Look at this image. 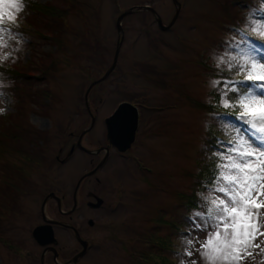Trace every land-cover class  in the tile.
Here are the masks:
<instances>
[{
  "label": "rangeland",
  "instance_id": "obj_1",
  "mask_svg": "<svg viewBox=\"0 0 264 264\" xmlns=\"http://www.w3.org/2000/svg\"><path fill=\"white\" fill-rule=\"evenodd\" d=\"M29 1L57 7L64 20L57 14L24 15L39 16L38 29L51 36L43 39L29 34V26L16 28L22 11L16 13L15 22L5 17L0 24V66L12 69V73L0 71V80L10 82V87L0 88L4 110L0 133L5 135L0 134V140L13 148L0 150V264H40L41 249L31 235L41 223L40 205L49 192L71 199L77 182L97 162L94 154L78 149L79 136L93 118L81 145L91 151L110 146L104 120L120 102L147 109L141 111L128 156L119 158L112 150L98 178L89 176L79 185V226L93 244L79 263L147 264L141 256L146 239L165 213L175 216L182 230L172 238L173 250L163 253L168 259L164 264H207L200 244L213 231L211 201L222 196L215 190L216 177L218 165L227 161L220 157L231 155L240 141L264 145L256 139L260 133L245 120L225 118L220 126L228 138L230 132L234 137L216 142L212 183L199 185L198 208L188 207L185 213L187 206L179 194L190 195L196 186L198 160L204 158L207 130L215 117L194 103L215 104L214 94L219 93L221 107L239 111L224 107L223 101L235 89L231 72L246 81L244 60L264 61V36L259 29L253 31L264 25V0H176L180 11L168 30L158 27L156 16L167 26L176 13L173 0ZM142 6L153 8L155 14L138 10L122 18L116 66L99 80L112 64L120 37L117 18ZM56 16L63 21L60 27ZM96 81L86 103L85 93ZM248 89L264 95L252 83ZM243 91L229 105H236ZM17 178L21 179L17 196L11 192L13 201L1 204L4 190ZM89 192L101 199L102 208L87 210L86 202L93 201ZM46 203L44 213L49 218L55 202ZM89 217L97 222L92 229L86 223ZM57 242L64 255L77 248L63 231L58 232ZM251 251L253 255L241 264H262L264 253Z\"/></svg>",
  "mask_w": 264,
  "mask_h": 264
},
{
  "label": "snow or ice",
  "instance_id": "obj_2",
  "mask_svg": "<svg viewBox=\"0 0 264 264\" xmlns=\"http://www.w3.org/2000/svg\"><path fill=\"white\" fill-rule=\"evenodd\" d=\"M21 9V0H0V24L4 23L5 17L9 22H15L16 13ZM257 29L264 36V25H256L253 31ZM241 68L245 80L264 92V61L248 57ZM223 105L237 107V118L245 120L260 133L256 139L264 145V95L247 89L236 105H229L227 100ZM230 151L231 155L220 157L227 162L218 165L220 171L215 190L222 196L213 199L212 207L208 209L214 222L213 231L200 244L201 255L207 264H241L253 255L251 249L264 253V247H261L264 239H260L264 237V147L240 141Z\"/></svg>",
  "mask_w": 264,
  "mask_h": 264
},
{
  "label": "trees",
  "instance_id": "obj_3",
  "mask_svg": "<svg viewBox=\"0 0 264 264\" xmlns=\"http://www.w3.org/2000/svg\"><path fill=\"white\" fill-rule=\"evenodd\" d=\"M21 2L25 5V7L22 11V16H21L22 18L16 23V25H17L16 28L19 29L18 26H20V24L24 25L23 27L29 26L28 28H26V31H28L29 34L37 36L38 38L40 37L42 39L43 38H50L51 36L46 37L38 29V27H37V25H39V21H38L39 16L38 15L37 16L33 15L34 17L31 16V17H27V18H23V16L26 14H29V13L36 12V14H46V13L57 14L59 16H62V19H63V14L59 13L60 10L57 9V7H53V6L48 5V4H40V3H36L33 1H29V0H21ZM56 17H58V16H56ZM58 18L60 19V20L58 19L59 23L61 22L59 25V27H60L63 24V21L60 17H58ZM24 19H25V21H24ZM31 19H36V20H31ZM59 27H58V31H59ZM14 29H15V27H14ZM259 43L262 44L261 41ZM42 70H44V69H42ZM0 71L2 73H10V72L12 73V69L8 68V65L6 67L0 66ZM44 72H46V71H44ZM235 72L236 71H233V72H231L233 74L229 75L230 79L234 80L233 85H235V91L232 90V91L227 92L228 93V101L238 97L239 92H242L243 90L245 91L246 89H248V85L250 84V82L244 81V79L236 77L234 75ZM233 76H235L234 79H232ZM214 97H215L214 98L215 104H208L206 106V105H203L200 103H197V104L194 103L200 109H207L210 113L214 114L215 117H214L212 124L209 125V128L207 130L209 140L206 141L205 149L203 150L202 155H201V156H204V158H200L198 160L199 172L196 174L197 175L196 186L194 185L193 191L190 195L179 194V196L182 197L181 199L183 200V204L185 206H187V210L184 211L185 213L189 209H197L198 208L197 196H196L195 192L197 190H199V185L201 183H205V181L207 184L212 183L211 178L214 177V172L211 170V167L214 166L216 164V161H217V157L214 153V151L218 150V146H217L216 142L220 139L229 141L230 139H233V137H234L233 132H230L229 135H232V136L229 137L230 138L229 139L228 136L225 134L223 127L220 125L222 124V122H224L225 118H227L229 121L235 120V118H237V116L239 115V111H237L235 109L233 110L230 108L224 109L223 107H221L219 104V102H220V94L219 93L214 94ZM216 114L218 116H216ZM0 134L3 135L2 132ZM3 136L5 137V135H3ZM0 150L9 151V150H13V148H11L9 144H6L2 140H0ZM206 155H209V157H206ZM20 181H21V179H20ZM20 181L17 178L15 180V185L10 186L9 189L7 190V192H6V190H4L5 195H2L1 204H6V199H8L11 192H14L15 196H17V191L19 190L18 188L20 185ZM6 194H8V196ZM12 197L14 198V196H12ZM188 207H189V209H188ZM177 209L179 211L182 210L179 207ZM185 219H186V217H185ZM181 227H182V223L175 216L173 217V215H171L170 217H168L167 214L161 213L159 215V218L156 220V227L153 230L151 237H148L146 239V244H145V246L147 245L146 250L141 254L142 258L144 259V263L153 264L154 263L153 260L155 261V259H156V261H155L156 264H158L159 260L162 262V264H164L165 262H168V259H166L162 255H163V253L167 254L168 252L173 250L172 238L175 236H178L180 234V232L182 230ZM162 229L167 230L165 234L161 233Z\"/></svg>",
  "mask_w": 264,
  "mask_h": 264
},
{
  "label": "water",
  "instance_id": "obj_4",
  "mask_svg": "<svg viewBox=\"0 0 264 264\" xmlns=\"http://www.w3.org/2000/svg\"><path fill=\"white\" fill-rule=\"evenodd\" d=\"M173 2L176 5V13H175L172 21L167 26L163 25L161 19L158 16H156L157 25L161 30L170 29V27L174 23V20L177 17V14L180 10V5L178 4V2L176 0H173ZM138 10L150 11L153 14H155V11L153 10V8H151L149 6H142V7H136V8L130 9L129 11L124 12L121 15H119V17L116 20V29H117V32L120 34V37H119V40L117 43L115 54L113 56V61H112L111 66L109 67V69L104 73V75L99 80L105 79L114 70V68L116 66L117 58H118V52H119V45L123 39V34H122L123 31H122L121 23H120L122 18L127 13H131L132 11H138ZM95 83H97V81L93 82L89 86V88L87 89V91L85 93V102L86 103H87L88 93ZM93 121H94V119L92 118L90 126H92ZM104 123L106 126V139H107L108 144L110 146H112L113 148H115L119 153H125L126 151H128L130 149L132 143L134 142L135 134H136V131L138 128V111H137V108L132 106L130 103H127V102L121 103L120 105H118V107L112 113V115H110L109 117H107L104 120ZM90 126H89V128H90ZM88 129L84 130L81 133V135L79 136L78 141L76 143V146L78 147V149H80L81 151H83L87 154L99 153L102 149L91 151V150H88L81 145V139L84 136V134L87 132ZM103 150H105V153H106L103 160L95 168H93L91 171L85 173L80 178V180L77 182V184L75 186V190H74V200L76 197L77 189H78L80 183L82 182V180L89 177V176L94 175L105 163L106 158L108 156V154H107L108 148H104ZM72 151H73V148L71 149L70 152H72ZM48 199H54L58 203V205L60 204V198L56 197L54 193H50L49 195H47L45 201L43 202V211H44V205H45L46 201H48ZM101 203H102V201L100 199L96 198V202L94 204H92L91 206L99 207ZM74 208H75V206H74ZM59 224L61 225V223H59ZM75 234H76L78 242L82 245V250L73 258V261H72L73 263H75L76 260L85 253L86 247H87L86 242H84L80 239L76 230H75ZM31 235H32V238L34 239V241L40 246H52L56 243V239L54 237V231H53L52 226L50 224H46V225L38 226V227L34 228L32 230Z\"/></svg>",
  "mask_w": 264,
  "mask_h": 264
},
{
  "label": "flooded vegetation",
  "instance_id": "obj_5",
  "mask_svg": "<svg viewBox=\"0 0 264 264\" xmlns=\"http://www.w3.org/2000/svg\"><path fill=\"white\" fill-rule=\"evenodd\" d=\"M121 103H124V102H120L119 104H121ZM127 103H130V102H127ZM130 104H132L133 106H135L137 108V110H138V118L140 117L141 111L143 109H147L146 106L140 105L138 103H135L136 105H134L133 103H130ZM118 105H117V107H118ZM114 111L115 110H113V112ZM133 143H132V145H133ZM132 145H131L130 149L128 151H126L125 153H119L118 151H115L114 150L115 148H113L112 146L99 148V149H102V150L99 153H94L93 157H96L97 162L93 165L91 170L93 168H95L103 160V158L105 157L106 153H105V150H103L104 148H108V150H107L108 156H107L106 161L103 164V166L94 175H92L90 177L98 178L97 175L100 172H102V170L107 165L109 159L113 156L112 155L110 157V154H111L112 150H114L116 152L115 154L119 158H125V157L128 156V153L132 149ZM96 150H98V149H96ZM86 179H88V178H85L82 181L84 182ZM95 180L98 182V179H95ZM79 188H80V186L77 189L75 200H74L75 187H74V189L72 191L71 199L67 200L65 196L58 197V198H60V204L59 205L54 199H49L48 201L55 202V208L52 209V211L50 213L51 217H49V218L45 217V213L43 211V202L41 203V205H40L41 223L36 225L34 228H36L38 226H43V225H46V224H50L52 226L53 231H54V237L56 239V243L54 245H52V246H40V245L37 244L40 247V249H41V252H40V264H80L79 262L81 261V258H83L92 249L93 244L90 243V241L85 236L82 235L81 228L79 226V222H80V219H81V217L79 215V211H78L79 208H80L79 207L80 200H79V197H78L79 196V190H80ZM21 193H23V192H21ZM50 193H54V192H49V193H47V195H49ZM56 197H57V195H56ZM87 197L93 199V201L90 200V201L86 202L87 210L95 211V210H98V209L102 208V206H103L102 203L100 204L99 207L91 206L92 204H94L96 202V198H98L94 194L89 192V193H87ZM8 199H10L11 202H12L14 198L12 196H9ZM98 199H100V198H98ZM65 201H66V203L70 202L69 203L70 204L69 207H67L68 203L65 204ZM46 204L44 206H46ZM62 206L65 209H62ZM74 206H75V208H74ZM59 223H61V225ZM86 223L89 226V228H91V229L94 228L97 225L96 220L94 221V219L90 218V217L86 220ZM75 230L77 231L78 236L80 237V239L82 241L86 242L87 247H86L85 253L81 257H79L76 260L75 263H73L72 262L73 258L82 250V245L77 240V237H76V234H75ZM59 231L66 232L69 235V237L71 236L77 243V248H74L72 250V252L70 251V253H68V255H66V254L64 255L63 251L58 246L57 234H58ZM47 261L49 263H47Z\"/></svg>",
  "mask_w": 264,
  "mask_h": 264
},
{
  "label": "clouds",
  "instance_id": "obj_6",
  "mask_svg": "<svg viewBox=\"0 0 264 264\" xmlns=\"http://www.w3.org/2000/svg\"><path fill=\"white\" fill-rule=\"evenodd\" d=\"M24 7H25V5L22 3L21 11H23ZM2 76H3V74L0 73V77H2ZM4 87H10V82L6 84V83H4L3 80H0V88H4ZM3 114H4V110L2 108H0V115H3Z\"/></svg>",
  "mask_w": 264,
  "mask_h": 264
}]
</instances>
